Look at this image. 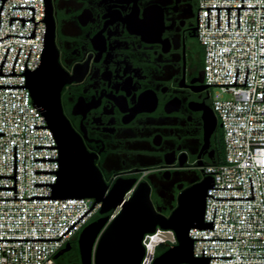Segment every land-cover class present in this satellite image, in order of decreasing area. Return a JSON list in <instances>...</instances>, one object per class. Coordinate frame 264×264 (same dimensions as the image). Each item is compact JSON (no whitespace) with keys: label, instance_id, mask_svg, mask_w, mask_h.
I'll return each mask as SVG.
<instances>
[{"label":"built area","instance_id":"obj_1","mask_svg":"<svg viewBox=\"0 0 264 264\" xmlns=\"http://www.w3.org/2000/svg\"><path fill=\"white\" fill-rule=\"evenodd\" d=\"M197 6L204 82L225 153L203 167L213 178L204 212L210 227L189 231L193 255L209 264H264V0H197ZM46 16L45 0H0V264H57L56 254L101 208L93 199L52 198L60 151L26 86L27 72L42 62ZM121 211L122 204L109 212L93 260ZM161 231L145 236L142 264L156 258L148 239Z\"/></svg>","mask_w":264,"mask_h":264},{"label":"flooded vegetation","instance_id":"obj_2","mask_svg":"<svg viewBox=\"0 0 264 264\" xmlns=\"http://www.w3.org/2000/svg\"><path fill=\"white\" fill-rule=\"evenodd\" d=\"M45 1L70 127L107 185L148 183L154 209L169 218L225 153L204 82L197 0ZM80 234L61 264H82Z\"/></svg>","mask_w":264,"mask_h":264},{"label":"water","instance_id":"obj_3","mask_svg":"<svg viewBox=\"0 0 264 264\" xmlns=\"http://www.w3.org/2000/svg\"><path fill=\"white\" fill-rule=\"evenodd\" d=\"M46 24L42 62L37 70L27 72L26 86L31 92L33 104L42 112L48 127L53 131L60 151V170L53 186L52 198L93 199L95 204H101V215L122 204L119 216L103 231L94 260L93 247L108 217L82 230L79 237L82 264H142L146 255L143 243L145 236L155 234L158 228L172 231L177 243L156 257L152 264H209L206 258L194 257L189 231L210 227L204 222V212L207 191L213 186V178L207 176L181 193L179 206L169 218L154 209L150 200V186L146 182L139 184L131 199L123 203L125 194L135 185L136 180H117L110 187L89 160L62 110L61 88L65 80L59 76L56 30L48 10ZM67 250L68 244L56 254L55 259Z\"/></svg>","mask_w":264,"mask_h":264},{"label":"trees","instance_id":"obj_4","mask_svg":"<svg viewBox=\"0 0 264 264\" xmlns=\"http://www.w3.org/2000/svg\"><path fill=\"white\" fill-rule=\"evenodd\" d=\"M154 245V254L155 257H158L162 253H164L167 249H169L172 245L176 244V238L173 233H167L161 231V233L157 237V242L153 243ZM57 264H61L59 259H57Z\"/></svg>","mask_w":264,"mask_h":264},{"label":"rangeland","instance_id":"obj_5","mask_svg":"<svg viewBox=\"0 0 264 264\" xmlns=\"http://www.w3.org/2000/svg\"><path fill=\"white\" fill-rule=\"evenodd\" d=\"M204 57H205V50H204ZM150 241V239H148V242Z\"/></svg>","mask_w":264,"mask_h":264}]
</instances>
